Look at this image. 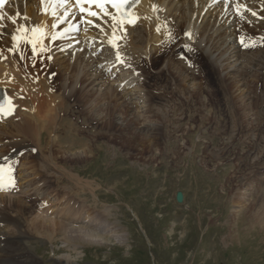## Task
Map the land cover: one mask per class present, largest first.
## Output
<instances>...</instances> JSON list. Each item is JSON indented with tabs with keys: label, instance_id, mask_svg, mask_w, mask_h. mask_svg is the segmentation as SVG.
<instances>
[{
	"label": "rangeland",
	"instance_id": "1",
	"mask_svg": "<svg viewBox=\"0 0 264 264\" xmlns=\"http://www.w3.org/2000/svg\"><path fill=\"white\" fill-rule=\"evenodd\" d=\"M180 5L178 2L177 10ZM211 5L208 11L214 12ZM189 8L193 9L183 6V10ZM224 42L223 37H216L211 43L221 47L211 49L223 63L224 69L216 74L199 54L191 57L194 67L178 59L181 41L172 49L153 51L147 63H140L144 91L133 102L117 94L113 85L120 79L109 83L108 87L112 85L115 90L111 98L107 97L105 78L96 79L98 71L89 68L80 73L89 59L78 58L69 67L65 57L55 58L50 66V70L56 67L52 80L59 89L65 85L63 92L68 98L76 96L82 102L77 107L80 110L73 102L60 110L63 117L56 126L58 136L51 149L56 160L66 161L68 171L91 182L94 193L77 187L58 170H40V160L28 151L23 161L28 159L33 171L27 173L21 162V186L13 193H0V207L23 195L37 200V192L44 191L53 209L57 206L47 219L56 222V214L64 206H83L84 212L99 215L100 221H106L122 240L112 236H106L105 242L84 238L73 240L70 248L64 249L63 235L55 229L49 237L46 232L52 224L40 227L43 220L32 213L28 223L23 221L22 225L30 229L27 245L43 264H60L55 259L65 256L79 264H264V78L259 69L264 59L260 64L258 50L256 56L243 50L240 61L231 43ZM221 53L225 54L222 59ZM236 67L247 75L237 77L233 72ZM248 75L251 77L244 79ZM75 76H79L77 83L73 81ZM98 92V113L90 115L86 99L96 97ZM240 95L245 102L253 96L263 98L256 106H248L250 114L253 109L259 113L260 120L253 126L246 118L247 105L235 101ZM107 107H117L114 116L120 125L125 124L124 117L126 122L133 121L130 126L141 132L138 140H133L132 131L111 129L108 115L102 118ZM149 124L152 137L144 130ZM0 138L18 141L1 130ZM70 157L76 161L69 162ZM177 191L183 193L182 203L175 201ZM57 200H62L60 206L54 204Z\"/></svg>",
	"mask_w": 264,
	"mask_h": 264
},
{
	"label": "bare ground",
	"instance_id": "2",
	"mask_svg": "<svg viewBox=\"0 0 264 264\" xmlns=\"http://www.w3.org/2000/svg\"><path fill=\"white\" fill-rule=\"evenodd\" d=\"M211 1L212 0H201V5H199V9L198 8L185 9L184 10L185 12H182L178 15L177 20L185 22L184 24L185 32L190 33V35L193 34L194 38H195V34L196 35L199 34L204 22L207 19L206 15H204L205 18H203L202 17L203 15H201L202 17L201 20H198V16H200V14L203 13L202 10L203 7L206 8L207 10H210V8L207 7L208 5L206 4L210 5L212 3V5H214V2ZM243 1L244 0H240L242 5H243ZM256 1L261 3L263 2L264 4V0L261 1L256 0ZM193 2L195 3V0ZM224 2L226 4L227 0H225ZM236 2L237 1H235V3ZM153 5L156 6L155 10H153ZM255 5H256L255 3L249 4V7L257 11L258 8ZM177 8H178L177 0H172V2H170V0H141L138 7H136L135 10H133V13H135L139 17L138 25H141L143 29V34L139 35L138 39L136 37L137 40L136 39L131 40V36H129V32L133 30L134 27L128 26L127 24L123 25L124 30H121V28L117 26L114 33L113 25L114 23H116V21H113L110 17L107 18L108 20L97 22L96 25H99L98 28L95 27L89 30H85V29L82 30L81 37H86L87 41H89L88 38L97 39L98 42L102 41L104 45H108L110 38L112 39L114 37H120L117 44L109 43V49L110 50L114 49L112 50V54L115 56L113 57V62L117 63L116 56L117 53H119L123 61L121 65L122 64L129 65L130 62L127 60V56L129 55L131 50L147 51V49L150 48V43L152 42L156 43L158 42L160 37H164L166 34H171V29H170L171 21L165 15L166 12L171 11V9H174L176 13ZM44 9H47V11H45ZM211 9L214 10L215 7H211ZM220 9L221 7L212 13L215 14L216 11ZM51 10L52 8L50 9V6L48 4H41L40 0L39 1L15 0L11 2L9 5H7L3 10L0 11V12L5 11L6 15H3V17L7 16V14L10 16H16L18 14L15 24H13L12 22H8L5 17L3 18V20H0V84H2V86L6 88V90L9 93V97L12 99V102L14 104L13 106L14 108H16L15 114L13 116L7 117L6 119H3L0 122V130L10 134L14 138L19 137L20 139L18 141H10V142L3 141L1 143L2 145L7 144L8 149L6 148V146H3L2 149L0 150V166L7 165L9 163L8 161L9 156L14 157V155L22 153L25 150L31 151L33 149L31 156L40 160V169L42 171H44L45 173H49L50 169L58 170L62 172V174H64V176H66L68 179L73 181V183L77 187L88 189L89 191L94 193L91 182H84L82 179L79 178L77 174L68 171L67 168L65 167L66 161L61 162L60 160L59 161L56 160V156H54V153L52 152L51 146L53 143L56 142V138H57V136L55 135V131L57 129L59 130V127L56 126L63 117L60 113V110L66 104L67 98L55 87H54L55 89H53V87H51V85L44 78V76L46 74L48 75L50 71V67L48 63L45 61L43 62V65H37L35 67V66H31V64H28V62H26L25 67L22 66L24 64V61H26L25 59H27L25 56L22 57V55L27 54L29 52V48L27 47L34 48L32 43L30 42L16 46L13 52H10L9 50V47L13 48L14 45L11 40V34L13 32L18 33L16 30L20 28L21 25H23L26 28L32 26L34 27L43 26L46 29L45 30L46 35L43 36L42 38L41 37L38 38L37 46H35V52H38L41 55H47L48 60L49 59L51 60L53 58L52 53L50 52L51 48L47 47L51 43V40L49 39L50 33L62 36L63 33L61 32L64 29L68 28L74 21V18L71 17V15L76 11L74 8L70 9V4L68 0L63 7H59L58 5L55 6L56 17L55 16L49 17L50 15L49 13L51 12ZM70 11H72V14L65 16L63 20H61V17L66 15ZM108 12L115 16V14L112 11L108 10ZM227 12H229V10ZM218 18L221 19V13L220 15H218ZM87 19L92 20L91 17H87ZM117 19L119 20L118 17ZM207 21L209 25L211 24L212 27L214 29H217L218 31L219 24L217 20L209 19ZM53 24H55V27H53ZM248 24H250V22H248ZM137 26H135V28ZM85 27L87 28V25H85ZM261 27H262L261 23H257L255 25V28L257 29ZM101 28L103 29V31H101ZM206 36L207 35L205 32L202 34V36L199 35L200 41L201 42L205 41ZM66 37L68 38V40H70L69 42L70 45H72L73 39L69 38V36ZM124 37H126V39ZM25 38L26 37H24V39ZM19 47H21L22 49L21 54L19 52ZM64 48L65 47L62 46V50H64ZM81 49L82 46L79 48H75L72 51V57H75L77 52H79V50ZM258 53L260 58L259 62L261 64L262 59H264V47L262 49H259ZM27 56L29 58H32V56H30L29 54ZM221 57H223V55H220V58ZM220 65L222 67V63ZM78 69L80 70V68ZM259 69L262 70V74L260 72V75L262 76V78H264V64H261L259 66ZM238 70L239 69L236 67L233 69V72L234 73L237 72V77H239L240 79H242L243 75H247L245 71H238ZM119 77L121 82L125 81L126 86H128L135 80V77L130 72H123L119 75ZM78 78H79L78 76H75V79H73V81L77 82ZM98 78L99 77H97V79ZM117 82L119 83L120 81L117 80ZM111 87L112 85L107 88L106 93H107V97L112 98L113 92L115 90L112 89ZM124 92H125L124 94L128 93V91L126 92L125 89ZM98 97H100L99 92L98 95H96V97H92V98L89 97L90 99H86L85 108L87 107L90 115H95L98 113L97 103L95 102V100ZM263 98L259 100L256 96H253L251 97V99L249 100L247 99V102H245L243 96L240 95L237 96V99L235 100L240 105H247L246 118L248 119V124H250L251 126L255 125V122L257 123L260 120V117H259V113L258 112L256 113L254 109L251 113L252 114L251 116L248 110V106L249 104L257 105L259 102L263 100ZM116 110H118L117 107L114 108L107 107L106 108L107 114L103 115L102 118L106 119L108 115L107 119H109L111 122V123L108 122V125L111 127V129L118 128L120 132L127 131V133L132 131L133 140H136L137 134L138 133L141 134V132L137 131L133 125L131 127L129 122H133V121L127 120L126 122L125 117L123 118L124 119L123 123H125L124 125H120V123L115 121L114 112H116ZM243 114L245 115L244 112ZM91 118H93V116ZM96 123L98 124V121ZM144 126H145L144 127L145 132L150 137H152L151 135L152 125L149 124L147 126L146 125ZM148 140L149 138L146 137V141ZM41 142L44 143L43 146ZM67 160L69 162H75L76 158L70 157ZM42 162L44 163V165H42ZM22 163L25 165L24 168L27 170V173L33 171L32 166L29 163L28 159H24ZM16 177L20 178L21 175L17 174ZM59 178L62 180L64 179L63 176H60ZM24 179L28 180L27 177H24ZM262 186H264V184ZM261 189L263 190L262 187ZM1 206L2 207H0V264H42L40 260H38V258H36L31 254L33 250H31V248L27 245V241L31 240V235L29 233L30 229L28 230V228H25L24 227L25 224L22 225L23 221L28 223L29 221L28 215L32 213L36 215L35 218H39L41 219V221L43 220L41 222L43 223L41 224L42 226L39 225L40 227H44L52 224V226L49 227V229L46 232L49 235V237H52L53 232L58 230L57 232H60V234L63 235V242L67 245H69V243H73V240H83L84 238H87L88 241H94V242L96 240H98L99 242H105L106 236H112L118 241L122 240V237L119 234H117L115 230H112L106 221H102V219L100 221L99 215H95V214L92 215L91 213L88 212L86 213L84 212L83 207L73 205L71 206L72 207L71 209L64 210L63 213L67 217L63 216L60 217L59 219L57 218L58 220L56 222H53L55 221V219L52 221L50 220V218L47 219L46 217H40L41 215H44L43 210L39 211L41 208H38L37 210V208L34 207V200L30 199L26 195L25 197H22V199L19 198L16 200L6 201L5 203L3 202V205ZM39 206L42 207L43 205L40 204ZM74 218L78 219L79 223L76 224V222L73 221ZM84 218L88 219L90 223L84 222ZM31 221H33V218ZM32 223H34V221ZM28 225L35 226V224H31V223H29ZM55 261L60 264H79L78 262H76L74 258L66 257V256L60 259H56Z\"/></svg>",
	"mask_w": 264,
	"mask_h": 264
},
{
	"label": "snow or ice",
	"instance_id": "3",
	"mask_svg": "<svg viewBox=\"0 0 264 264\" xmlns=\"http://www.w3.org/2000/svg\"><path fill=\"white\" fill-rule=\"evenodd\" d=\"M5 3V0H0V5H3ZM40 3L41 4H52L53 5V8L51 10V12L49 14L51 15H55V6L58 5L59 7H63L65 3H67V0H40ZM83 3H88V4H93L95 3L96 6L98 8H100L101 12L100 13H97V12H94V11H91L90 9L86 10L85 8L83 7H80V4H83ZM137 3H139V0H77V7H79V11L81 13H84V12H87V15L90 16V17H97V18H101V13L104 15V16H109L113 21H116V23H114L113 25V31L115 33V29L117 26H119L121 28V30H124L123 29V25L125 23L127 24H135L136 22V19L137 18H129V19H117L116 16H114L113 14L109 13L105 7V4H111L112 7H114L116 10H117V13H124L125 16L128 15L127 12H125V8L124 6L125 5H129L130 8L131 7H134ZM237 7V10H239L240 8L242 7H245L244 5H239L237 4L236 5ZM130 8H129V11H130ZM156 6L153 5V10H155ZM45 11H47V9H44ZM18 15V14H17ZM253 16L256 15L255 12L252 13ZM3 14H0V20H3ZM8 19L13 23L15 24L16 23V17L15 16H9ZM62 19V18H61ZM91 26H95V27H99V25H94L93 24V21L92 20H86V21H83ZM42 27L43 26H37L35 28H32L31 31L33 33H36V32H41L42 31ZM53 27H55V24H53ZM27 29H25V27L23 25L20 26V28H18L16 31L17 32H22V31H26ZM159 30V29H158ZM101 31H103V29L101 28ZM55 38V37H53ZM120 37H117V39H119ZM126 39V37H124ZM12 40L13 41H17L18 40V36L13 33L12 34ZM109 43H112V39L110 38L109 39ZM241 43L243 44V41H241ZM115 46V45H113ZM245 47H248L247 44H244ZM16 45L14 44L13 45V49H15ZM33 52H35V47L33 48ZM117 61L118 62H123L120 58V54L117 53ZM10 107L6 110L4 108V106L2 104H0V115H4V116H7V115H10L11 114V111L14 110V106L11 105V101L10 100H6L5 101ZM12 169L10 166L8 165H4V166H0V187H11L14 185V180L12 178Z\"/></svg>",
	"mask_w": 264,
	"mask_h": 264
},
{
	"label": "water",
	"instance_id": "4",
	"mask_svg": "<svg viewBox=\"0 0 264 264\" xmlns=\"http://www.w3.org/2000/svg\"><path fill=\"white\" fill-rule=\"evenodd\" d=\"M176 199H177V201H181V199H182V195H181L180 192H177V193H176Z\"/></svg>",
	"mask_w": 264,
	"mask_h": 264
}]
</instances>
